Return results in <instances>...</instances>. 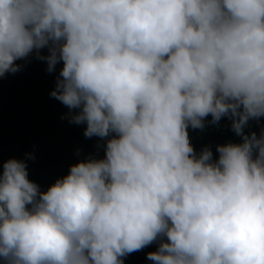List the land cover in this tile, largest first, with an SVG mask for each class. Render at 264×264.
<instances>
[{"label":"trees","instance_id":"obj_1","mask_svg":"<svg viewBox=\"0 0 264 264\" xmlns=\"http://www.w3.org/2000/svg\"><path fill=\"white\" fill-rule=\"evenodd\" d=\"M145 118L170 139L134 163ZM192 164L233 190L197 264H264V0H0V264H180Z\"/></svg>","mask_w":264,"mask_h":264},{"label":"rangeland","instance_id":"obj_2","mask_svg":"<svg viewBox=\"0 0 264 264\" xmlns=\"http://www.w3.org/2000/svg\"><path fill=\"white\" fill-rule=\"evenodd\" d=\"M236 12L240 19L247 17L243 8L236 10ZM28 36L26 33L22 40L27 39ZM72 57L71 66L74 72L79 68L81 59L76 52L73 53ZM95 73L96 70L94 69V75ZM179 116L187 119L195 129L200 125L199 120L191 115L181 114ZM168 124L169 122L165 118H145L135 128L128 130L124 136V141L126 143L125 148L129 152V159L134 163H141V160H144L146 156H152L158 151L170 139L167 134L169 132ZM222 158L227 168L228 179L238 185L244 179L239 157L235 153H223ZM188 174L190 182L186 186V191L193 200L187 210H183L181 205L177 206L173 238L178 262L180 264H197L196 252L199 239L203 237L212 216L222 208L226 196L231 194L233 190L227 186L223 188L212 186L197 164H192L189 167ZM101 179L106 185L109 183L110 176L104 174ZM116 192L121 193L117 188ZM85 193L83 211L86 214L85 218L88 219L94 213L92 204L96 202V197L93 190L87 189ZM137 197V195H133L127 201V212L132 218L136 217L140 211ZM254 230L264 234L263 227L257 226Z\"/></svg>","mask_w":264,"mask_h":264}]
</instances>
